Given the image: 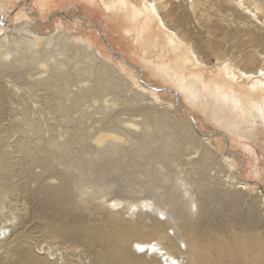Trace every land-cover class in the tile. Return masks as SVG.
<instances>
[{"label": "bare ground", "instance_id": "obj_1", "mask_svg": "<svg viewBox=\"0 0 264 264\" xmlns=\"http://www.w3.org/2000/svg\"><path fill=\"white\" fill-rule=\"evenodd\" d=\"M262 73L264 0H0V264H264Z\"/></svg>", "mask_w": 264, "mask_h": 264}, {"label": "rangeland", "instance_id": "obj_2", "mask_svg": "<svg viewBox=\"0 0 264 264\" xmlns=\"http://www.w3.org/2000/svg\"><path fill=\"white\" fill-rule=\"evenodd\" d=\"M75 7L77 8L76 12H74V9H76ZM56 12L61 15L66 14L69 17H73V22L76 21V27L80 29L87 26L88 30H94L96 33L106 35L109 44H111L112 47L114 46L116 51L120 50L121 55H126L131 51L130 41L122 35L121 29L115 26V22L113 20L111 21L108 15H103L99 10H92L83 5H79L77 2L68 1L64 6L57 9ZM72 13L75 14V16H72ZM103 28L106 31L102 30L101 32ZM247 142V145L257 152L258 160L256 161L262 173V177L264 176V152H262L258 145H255L251 140ZM236 152L239 151L237 150ZM253 173L254 171L251 174ZM254 177L256 178L255 174Z\"/></svg>", "mask_w": 264, "mask_h": 264}, {"label": "snow or ice", "instance_id": "obj_3", "mask_svg": "<svg viewBox=\"0 0 264 264\" xmlns=\"http://www.w3.org/2000/svg\"><path fill=\"white\" fill-rule=\"evenodd\" d=\"M262 74H264V73H262ZM142 250V249H141Z\"/></svg>", "mask_w": 264, "mask_h": 264}]
</instances>
